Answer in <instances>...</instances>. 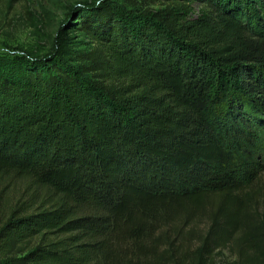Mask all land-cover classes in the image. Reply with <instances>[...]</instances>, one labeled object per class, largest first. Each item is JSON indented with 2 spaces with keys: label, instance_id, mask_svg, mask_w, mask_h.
Wrapping results in <instances>:
<instances>
[{
  "label": "trees",
  "instance_id": "1",
  "mask_svg": "<svg viewBox=\"0 0 264 264\" xmlns=\"http://www.w3.org/2000/svg\"><path fill=\"white\" fill-rule=\"evenodd\" d=\"M150 2L72 8L94 43L77 58L64 24L48 54L0 56V181L32 199L0 222V264H141L172 228L204 220L201 250L264 230L239 225L264 215V0Z\"/></svg>",
  "mask_w": 264,
  "mask_h": 264
},
{
  "label": "rangeland",
  "instance_id": "2",
  "mask_svg": "<svg viewBox=\"0 0 264 264\" xmlns=\"http://www.w3.org/2000/svg\"><path fill=\"white\" fill-rule=\"evenodd\" d=\"M101 0H0V56L11 55H45L52 51L53 39L58 28L64 24L67 49L73 58L94 48L93 41L80 29L75 14L68 20L72 8L87 2ZM152 0H141L143 6L157 8ZM205 7L198 3L193 5V16L200 14ZM74 64L78 65L76 62ZM27 183L20 180L2 179L0 193L4 196L0 202V222L18 205L31 199L26 190ZM2 196V197H3ZM264 215L260 210L251 211L239 225H262ZM247 226V227H248ZM207 225L203 221L181 228H172L158 245L159 255L163 258H145L141 264H264V230L251 233L246 238L233 235L227 245L217 247L213 238L201 250L203 235ZM254 231V230H253ZM258 234V235H257Z\"/></svg>",
  "mask_w": 264,
  "mask_h": 264
}]
</instances>
